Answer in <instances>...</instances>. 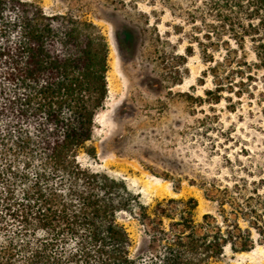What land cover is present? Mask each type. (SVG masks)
<instances>
[{
    "label": "trees",
    "instance_id": "1",
    "mask_svg": "<svg viewBox=\"0 0 264 264\" xmlns=\"http://www.w3.org/2000/svg\"><path fill=\"white\" fill-rule=\"evenodd\" d=\"M194 1L188 19L207 24L208 38L233 41L227 58L233 54L241 79L258 70L264 78V0ZM108 52L91 21L47 13L31 0H0V264H206L226 247L264 246L262 165L240 173L228 165L223 179L190 180L215 205L196 221L194 197L165 198L148 210L123 179L80 164L82 150L94 154ZM123 212L136 214L148 239L138 256Z\"/></svg>",
    "mask_w": 264,
    "mask_h": 264
},
{
    "label": "rangeland",
    "instance_id": "2",
    "mask_svg": "<svg viewBox=\"0 0 264 264\" xmlns=\"http://www.w3.org/2000/svg\"><path fill=\"white\" fill-rule=\"evenodd\" d=\"M31 1L47 13L93 22L108 44V96L95 116L94 154L78 155L83 167L123 179L148 210L165 198L194 197V219L200 221L215 205L190 180L223 179L228 165L238 173L264 166L262 71L241 79L229 62L233 54L227 58L233 41L227 46L208 38L207 24L188 19L199 1ZM244 52L253 61L248 45ZM173 180L180 183L177 191ZM119 217L132 239L131 255L142 254L148 239L136 214ZM206 264H264V246L237 252L226 247Z\"/></svg>",
    "mask_w": 264,
    "mask_h": 264
}]
</instances>
